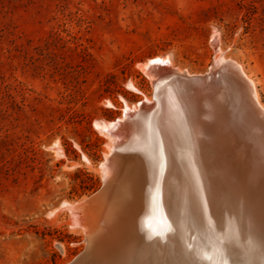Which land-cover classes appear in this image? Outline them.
<instances>
[{
    "label": "rangeland",
    "instance_id": "374dc122",
    "mask_svg": "<svg viewBox=\"0 0 264 264\" xmlns=\"http://www.w3.org/2000/svg\"><path fill=\"white\" fill-rule=\"evenodd\" d=\"M216 47L264 105V0H0V264H66L85 246L63 203L102 184L94 123L153 95L137 63L204 73Z\"/></svg>",
    "mask_w": 264,
    "mask_h": 264
},
{
    "label": "bare ground",
    "instance_id": "6f19581e",
    "mask_svg": "<svg viewBox=\"0 0 264 264\" xmlns=\"http://www.w3.org/2000/svg\"><path fill=\"white\" fill-rule=\"evenodd\" d=\"M219 50L208 72L219 83L188 84V70L156 55L161 69L137 63L153 95L125 102L116 122L94 120L106 135L105 184L63 203L68 226L85 235L86 264H264V105L243 66ZM244 100L245 118L226 112Z\"/></svg>",
    "mask_w": 264,
    "mask_h": 264
},
{
    "label": "water",
    "instance_id": "95a60500",
    "mask_svg": "<svg viewBox=\"0 0 264 264\" xmlns=\"http://www.w3.org/2000/svg\"><path fill=\"white\" fill-rule=\"evenodd\" d=\"M229 61H225L224 63H228ZM142 63H145L146 64V68L148 69V70H153V69H161V68H163V66H165V64L164 63H162V61H159V60H156V59H154V58H149V59H147V60H145V61H143ZM212 65V64H211ZM228 68H229V70H230V72L234 75V77L236 78V80L237 81H242V82H244V81H247L245 78H244V76L243 75H241V74H237L236 73V71L234 70V68L231 66H229L228 65ZM208 72H209V69H208V71H206V72H204V73H198L197 75H195V74H190V75H181V77H182V80L184 81V82H186V83H188V84H193L195 87L197 86V85H199L200 83H202L203 81H205V79H207V78H210L211 80H212V77L210 76V74H208ZM219 76H217V77H213V80L212 81H214L215 83H219L218 81L216 82V80L217 79H219L218 78ZM221 80V79H220ZM219 80V81H220ZM213 82V83H214ZM201 85V84H200ZM204 87V86H203ZM202 88V87H201ZM247 100V99H246ZM246 100H244L243 101V107L241 108H239L238 106H235V105H233L232 103H229V104H226V112L228 113V111H230V110H234V112H235V114H237V116L239 117V119H243V118H245L246 117V112H247V108L249 107V106H251L252 107V105H250V103L248 102V101H246ZM233 106H234V109H233ZM212 109V111H213V115H214V119H213V121L215 122V124L217 123L216 122V118H217V115L219 114V109L217 108V107H211ZM117 121V120H116ZM115 121V122H116ZM260 126V125H259ZM261 127L264 129V126L261 124ZM261 127H259V128H261ZM263 129H261V134H263V136H264V130ZM103 184H105L104 183V180H102V184H101V186L99 187V189H97L94 193H96V192H98L101 188H102V186H103ZM90 255H91V251H90V249L89 250H87L86 249V246H84L74 257H73V259L70 261V262H68L67 264H86L87 263V258L88 257H90Z\"/></svg>",
    "mask_w": 264,
    "mask_h": 264
}]
</instances>
